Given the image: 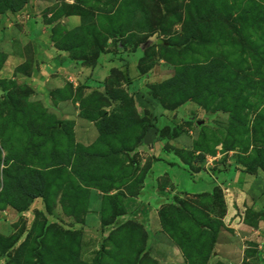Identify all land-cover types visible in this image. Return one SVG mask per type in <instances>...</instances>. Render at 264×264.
<instances>
[{
  "label": "rangeland",
  "instance_id": "rangeland-1",
  "mask_svg": "<svg viewBox=\"0 0 264 264\" xmlns=\"http://www.w3.org/2000/svg\"><path fill=\"white\" fill-rule=\"evenodd\" d=\"M30 1L0 0V264H264L182 176L264 163V0Z\"/></svg>",
  "mask_w": 264,
  "mask_h": 264
},
{
  "label": "crops",
  "instance_id": "crops-1",
  "mask_svg": "<svg viewBox=\"0 0 264 264\" xmlns=\"http://www.w3.org/2000/svg\"><path fill=\"white\" fill-rule=\"evenodd\" d=\"M44 1H46V3L48 2V0H31L28 7L34 6L38 3L42 4ZM39 19L40 17L33 18L29 25L33 28L34 32L39 33L37 37L40 38L41 43V40H46L48 29L42 19ZM61 54L57 53V55L51 57L48 52H46V55L50 57V60L45 65V70H55L54 73H52L54 78L53 76V79L50 78L52 83L59 81V74H69V61H66V56L64 55L65 53ZM113 61V59H110L107 63H103V66L100 64L98 67V69H100V73L105 72L109 64H111L110 66H113ZM133 64H136V61H134ZM56 76H58L59 79ZM147 138H150V140L152 138V141L150 142L155 140L154 134H149ZM173 167H176V165ZM176 169H178V167H176ZM217 169L218 170L211 172L209 169L204 170L201 168L199 171L192 173L193 175L183 169L182 176L185 174L189 176V187L188 190L185 191L191 194H198L210 193L216 187L222 189L225 202V215L223 221L235 230V234H237L241 240L253 239L259 244L260 249L262 248L263 251L259 255V261L263 262L264 163H260L254 173H247L243 171L240 166L235 165H226L222 170L220 168ZM159 179V175H154L151 172L145 178L144 186L141 189L142 193H140V195L147 199L145 205H148V207L158 208L165 202H168L170 197L174 195L176 191L179 192L182 190L181 186L179 187L180 177L178 173H175L174 171L173 176H171L169 181L173 185V188L170 189V193L168 192L169 188H166L165 190L161 189L158 183ZM196 182H201V184L198 186V183ZM190 186H192V188ZM252 221L255 222V226L252 225Z\"/></svg>",
  "mask_w": 264,
  "mask_h": 264
},
{
  "label": "water",
  "instance_id": "water-1",
  "mask_svg": "<svg viewBox=\"0 0 264 264\" xmlns=\"http://www.w3.org/2000/svg\"><path fill=\"white\" fill-rule=\"evenodd\" d=\"M197 123H198V124H202V123H203V121H202V120H200V121H198Z\"/></svg>",
  "mask_w": 264,
  "mask_h": 264
},
{
  "label": "trees",
  "instance_id": "trees-1",
  "mask_svg": "<svg viewBox=\"0 0 264 264\" xmlns=\"http://www.w3.org/2000/svg\"><path fill=\"white\" fill-rule=\"evenodd\" d=\"M245 172H247V171H245ZM247 173H254V172H247Z\"/></svg>",
  "mask_w": 264,
  "mask_h": 264
}]
</instances>
